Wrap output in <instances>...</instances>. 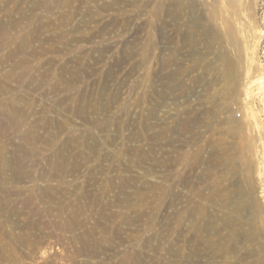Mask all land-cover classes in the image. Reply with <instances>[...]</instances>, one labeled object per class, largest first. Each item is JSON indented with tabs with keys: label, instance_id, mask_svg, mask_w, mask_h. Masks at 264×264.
<instances>
[{
	"label": "rangeland",
	"instance_id": "374dc122",
	"mask_svg": "<svg viewBox=\"0 0 264 264\" xmlns=\"http://www.w3.org/2000/svg\"><path fill=\"white\" fill-rule=\"evenodd\" d=\"M2 149L0 264H264V0H0Z\"/></svg>",
	"mask_w": 264,
	"mask_h": 264
},
{
	"label": "bare ground",
	"instance_id": "6f19581e",
	"mask_svg": "<svg viewBox=\"0 0 264 264\" xmlns=\"http://www.w3.org/2000/svg\"><path fill=\"white\" fill-rule=\"evenodd\" d=\"M189 128H190L189 125H186L184 127L185 133H188L189 132ZM198 142H196V143H198ZM208 143L210 144L209 145L210 146V149L209 150H208V147L206 145H202L200 143L196 144L195 149H190V148H188V146H190L189 141L188 142L187 141L184 142L186 148H185V150L183 152V157H182V170H183L184 175H185L184 176V184H185V186H188L189 183H190V174L191 173L198 174L199 171H200V169L202 168V166L203 165H207L208 166V164H210L213 160H215L214 158H217L218 159V158H220L222 156L227 155L225 157H229V159H230V155L232 154V153H230L231 152V147H229L228 149H226L222 145L223 142L216 141V140L209 141ZM23 150L25 152V156L28 159L30 158V156L37 155L39 153L38 152V149L35 150V147L26 148V149H23ZM3 151L4 150L2 149L0 152L3 153ZM2 158H3V156L1 157V159ZM228 161L226 163L227 164L226 165V168L227 169H225V170H231L232 169V164H231L230 160H228ZM217 163H219V162L217 161ZM223 166H224V164H223ZM224 168L225 167H223V169ZM215 170H217V169H215ZM224 172H226V175H227L226 178H230L229 171H224ZM201 173L202 172H200V174ZM221 173H223V172H221ZM33 174H34L33 173V166H27L26 165V178L33 176ZM223 175H224V173H223ZM197 178H199V175L197 176ZM226 178L224 176V179H226ZM237 194H236L237 196H239V195L240 196H243V194L241 193V190L239 191V193L237 192ZM220 195H221L222 198L227 199V200H231V199H235L236 198V196H235V194L233 192L227 191L225 189H224V193L223 192H220ZM248 198L251 199L250 198V194L248 195ZM245 203H246V201H245ZM241 210H242V208L239 206V204L236 203V206H235V210L234 211H236L237 213H239V212H241Z\"/></svg>",
	"mask_w": 264,
	"mask_h": 264
}]
</instances>
